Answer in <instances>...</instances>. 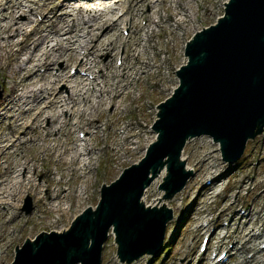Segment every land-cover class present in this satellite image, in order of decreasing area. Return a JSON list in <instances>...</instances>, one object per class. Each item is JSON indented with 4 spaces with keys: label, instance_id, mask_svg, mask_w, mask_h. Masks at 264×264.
Masks as SVG:
<instances>
[{
    "label": "rangeland",
    "instance_id": "obj_1",
    "mask_svg": "<svg viewBox=\"0 0 264 264\" xmlns=\"http://www.w3.org/2000/svg\"><path fill=\"white\" fill-rule=\"evenodd\" d=\"M6 1L0 0L2 3ZM70 1L41 0L38 4H34L37 8L28 17L33 19L34 23H38L39 20L37 19L36 12L43 16L51 7L56 6L58 3H69ZM203 1L207 5H210L212 9L199 10L197 19L188 23V26L185 27L186 31L177 30L173 25L162 30L163 26L159 27L157 25L161 22L158 15H154L156 21L154 23L151 22V24L141 16L133 20L132 25L135 29H137L135 25H138V27L139 25L141 27L151 25L153 30H155L152 36L154 40L149 42L151 47L147 51V54L151 57L153 64L161 65V70L149 76L143 74L142 78L136 83V87L130 89L128 94L124 93L118 98L120 101L117 106L118 109L110 106L100 113V119L108 122V124L104 125L106 128L104 133L105 135L108 134V140L114 142L111 144L112 148L117 147V150L108 149L106 151V145L101 138L102 133L98 134L96 139L93 140L96 147L102 150L100 151L99 158L96 159V169L90 172L91 176L86 182L88 184L87 197L85 196L81 202L78 201V197L75 194H70L67 197L68 199L66 198L67 204L65 209L63 208L64 206L62 207L63 211L62 209L56 211L50 208L49 202L45 197L47 185L45 186L44 184H48V187L52 190L51 192H53L56 186V179L57 181L61 179L65 182L71 178L68 185L62 183V186L73 189L82 183L78 176L81 172L57 170L54 165L57 157L44 154L43 148L39 149L35 145L34 147H24L18 151L28 159L33 158L37 160L39 168L33 173V182L41 183L42 185L40 186V194L38 195H35L33 191L27 190L18 196L15 211L17 215H20V218L14 217L10 211H0V224L7 228V235L9 236V242L3 243V247L0 248L3 252V264H12L17 254V246H22L26 238H35L42 231L51 232L52 230L64 231L68 229L73 219L86 207L97 205L103 183H111L126 167L138 162L146 154L147 147L156 138V133L152 129V126L157 119L158 105L172 95L174 89L178 86L179 79L176 75V70L186 63L185 59L186 61L188 59L185 55L186 42L198 30L215 23L225 11V6L222 4L224 0ZM100 2H103V0L73 1V3L77 4L83 3L86 8H90V4L95 5V3L99 4ZM184 2H190L195 5V2L192 0H184ZM160 7V14L164 16H168L170 13L175 14L169 1H163ZM145 9L147 11L151 10L148 7H145ZM86 10L82 13L75 10L73 12L74 16L80 18L84 15L86 17L88 13ZM118 10L115 9V13L113 14H116ZM67 11H70V9H67ZM20 13L22 12L18 11L17 17L22 16L24 20L25 16L20 15ZM5 14L7 15L8 11ZM67 17L70 19L69 16ZM180 17V14L176 16L177 20ZM168 24L166 22V25ZM121 26L122 32V29H125L124 23ZM129 31V35L121 33L124 39L129 38L130 41L123 43L119 49V54L113 57V66H118V58L122 56L125 60V57L128 58L132 52L131 48L134 39H131L130 35L133 33V37H135L136 34L133 32V29ZM141 32V35L145 37V32ZM2 37L4 36H0V129L4 134L12 136V129L10 127H13V134L19 136L20 133L15 125H13V121L14 116L17 117L21 110H18V107L14 106L9 112H6L12 105L10 104L7 107L3 103L4 98L10 99L11 97V99H17L18 96L17 93L13 94L11 90V81L17 63L14 61V58L8 56L11 52L16 51L17 46L12 47V50V48L7 46V41L2 40ZM20 38L18 36L14 40L18 41ZM26 56L27 51L22 55V59L26 58ZM81 57L79 55L73 59L76 60L70 64L68 72H72V67H77L78 61H81ZM110 58L111 56L107 53L100 52L99 54V59L103 61H107ZM63 63L65 64V61L60 60L55 65L56 70L60 66H63ZM81 69L82 67L78 66V76H81L80 74L83 71H80ZM96 69L98 70L99 68ZM83 72L86 73L87 71ZM63 86L65 87V84L59 85L61 88ZM120 107L121 109L126 108V111L122 113L119 110ZM9 115L12 117L8 118ZM43 124L45 126L47 120ZM127 124L130 125L127 130V132H130L129 135H135V137H130L129 142L135 139L137 143L130 144L127 151H125L123 140L127 133L124 134L121 130ZM34 127H36V123H33L32 128L34 129ZM87 129L86 125L84 127H77L75 132L67 129L64 139L67 142L78 140L81 133L87 134ZM39 130L42 129L36 128L35 132ZM139 132L142 135L138 139L137 134ZM32 136H34L33 133L25 136V139H30ZM207 152L211 154V158L206 163V166L209 164H219L217 169H213L214 173L203 172V169H200V165L195 161V159L203 157ZM183 156L187 157V167L192 168L194 175L188 180L182 191L167 201L168 205L174 210V218L167 226L165 248L162 249L159 255L146 253L130 264H199L200 257H204L200 264H214L223 250H231L228 253L229 256L234 253L236 254H234V257L228 258L224 263L220 264H238L244 257L250 259L253 255L252 250H248L242 254L236 248H241L240 236L244 234L245 226L243 223L250 217L249 211L251 209L253 211L257 208L260 209L263 205L261 199L258 197L260 193L258 189H264V185H262L264 184V133L255 140L249 141L244 155L235 163L225 162L222 159L219 145L206 135L191 139L186 144ZM2 160L7 165V163L15 160V156L11 155ZM2 166L5 167L4 165ZM160 175L150 186V190H154V195L145 197L146 204H152L159 196L164 195V191L160 189L164 178H161ZM50 183L52 185H49ZM58 188H61V186L59 185ZM255 189L258 191H255ZM4 207V205H1L0 209ZM235 214H237L236 219L234 218ZM40 215L43 217H40ZM263 220L264 217L260 220H254V232H259L261 221ZM201 224H208V227L204 231L198 232L197 228ZM247 227L248 225H246ZM205 233H214V237L210 238L209 250L202 252L200 242ZM224 235L227 237L225 242L222 243L220 238ZM250 235L248 234L247 237ZM234 236H238L237 242ZM254 242L259 247L261 246V242H264V237L254 240ZM249 245H253V243ZM167 248H170V250L164 253ZM159 258L160 260H158ZM102 264H127L121 262L117 255V245L112 233H110L103 247Z\"/></svg>",
    "mask_w": 264,
    "mask_h": 264
},
{
    "label": "bare ground",
    "instance_id": "obj_2",
    "mask_svg": "<svg viewBox=\"0 0 264 264\" xmlns=\"http://www.w3.org/2000/svg\"><path fill=\"white\" fill-rule=\"evenodd\" d=\"M39 1L41 0L0 2V36H4L2 40L7 41L9 48L17 46L16 51L11 52L8 56L14 58L17 63L11 81V90L13 94L17 93L18 96L17 99L4 98L3 103L7 107L12 105L6 112H9L14 106L21 110L17 117L14 116V121L12 119L13 125L20 133L19 136L13 134V127H10L12 136L4 134L0 129V206H5L0 211H10L16 218H20V215H17L15 211L18 196L27 190L38 195L42 185L33 182V173L39 168L37 160L28 159L21 152H18L22 148L34 147V145L39 149L43 148L44 154L57 157L54 161L57 170L81 172L78 176L82 183L73 189L62 186V183L68 185L71 178L65 182L56 179L53 192H51L48 184H44L47 185L45 197L50 208L56 211L61 210L63 206L65 209L66 198L70 194H75L79 202L88 194L86 182L91 176L90 172L96 169V159L99 158L102 150L93 143L98 134L102 133L101 138L106 145V151L108 149L117 150V147L112 148L111 144L114 142L108 140V134L105 135L104 133L106 130L104 125L108 122L100 119V113L110 106L118 109L117 106L120 102L118 98L124 93L128 94L130 89L136 87V83L143 74L149 76L161 70V65L153 64L151 57L147 54L151 47L149 42L154 40L152 36L155 30L151 25L143 27L135 25L137 27L135 29L132 25L133 20L141 16L151 24V22L156 21L154 15H158L161 22L157 25L163 26L162 30L173 25L177 30L186 31L185 27L188 26V23L197 19L199 10L212 9L203 0H192L195 5L190 2L186 3L184 0H105L99 4H90V8H86L83 3H73L74 0H71L69 3L60 2L51 7L43 16L36 12L39 22L34 23V20L28 16L37 8L34 4H38ZM163 1H169L172 4V10L175 14L170 13L168 16L160 14V5ZM227 1L224 0L222 4L225 5ZM145 7L151 10H144ZM115 9L119 10L113 14ZM75 10L80 13L85 10L88 11L87 16L76 17L73 13ZM6 11H8L7 15L5 14ZM18 11L23 13L20 15L25 16L24 20L22 16L17 17ZM179 14L181 17L177 20L176 16ZM166 22L169 24L166 25ZM123 23L126 29H122L124 34L129 35V30L133 29L136 35L133 37V33H131V37L129 36L134 39V42L131 54L128 58L125 57L126 62L121 56L117 61L118 66H113V57L119 54V49L123 43L130 41L129 38L124 39L121 34ZM141 31L145 32V37L141 35ZM18 36L21 37L20 40L15 41L14 39ZM26 51L27 56L22 59V55ZM100 52L109 54L111 58L107 61L99 59ZM79 55L82 57L81 61H78L77 67H74L76 72H68L70 64L76 60L73 59ZM60 60H64L65 64L63 63L64 65L56 70L55 65ZM78 66L82 67L80 71L87 72L78 76ZM60 84H65V87H59ZM119 110L124 113L126 108L121 109L120 107ZM11 117L9 115L8 118ZM46 120L47 124L44 126L43 122ZM33 123H36L34 129L32 128ZM82 123L88 128L85 137L67 142L64 139L66 130L75 132L77 127L85 126ZM129 124L121 130L122 133H127L123 140L125 151L130 144L137 143L135 139L129 142L131 136L135 137V135H129L130 132H127ZM36 128L42 130L35 132ZM31 133L34 136L25 139V136ZM141 135L142 133L139 132L137 138L139 139ZM51 142L53 143L50 144ZM11 155L15 156V160L5 165L2 159ZM210 158L211 154L207 152L203 157L195 159L203 172L214 173L213 169L218 168L219 164L206 166ZM182 159L186 160L187 157L182 156ZM190 168L186 166V169L189 170ZM166 173L163 171L160 177L164 178ZM59 185L61 188H58ZM150 186L145 189L142 197L145 204V197L154 195V190H150ZM258 190H260L258 197L263 205L260 209L249 211L250 217L243 223L245 226L244 234L240 236L241 248H236L242 254L252 250L253 255L250 259L244 257L238 264H264V246H262L264 242H261L259 247L254 242V240L264 237V220L261 221L259 232L253 231L254 220H260L264 217V189L259 188ZM258 190L255 189V191ZM162 191H164L163 196H159L154 203L146 205H166L172 209L167 201L173 197H165L166 191ZM40 217L43 216L40 215ZM236 217L237 214L234 218L236 219ZM246 225H248L247 228ZM207 226L201 224L197 231L202 232ZM248 234L251 235L247 237ZM211 236L214 237V233H210ZM226 237V235L221 236L220 241L224 243ZM234 237L237 242L238 236ZM5 242H9L7 228L0 224V248ZM250 243L253 245H249ZM228 252L230 253L231 250ZM234 254L230 258L234 257ZM203 259L204 257H200L199 264ZM0 264H3V252L1 250Z\"/></svg>",
    "mask_w": 264,
    "mask_h": 264
},
{
    "label": "water",
    "instance_id": "obj_3",
    "mask_svg": "<svg viewBox=\"0 0 264 264\" xmlns=\"http://www.w3.org/2000/svg\"><path fill=\"white\" fill-rule=\"evenodd\" d=\"M224 6L215 23L188 40V59L176 70L179 86L158 105L157 136L145 156L110 185L103 183L97 206L85 208L68 229L42 231L17 246L12 264H102L111 228L122 262L158 252L173 211L147 206L145 189L164 170L165 197L185 187L194 172L182 154L194 137H213L224 160L233 162L264 132V0H228Z\"/></svg>",
    "mask_w": 264,
    "mask_h": 264
}]
</instances>
